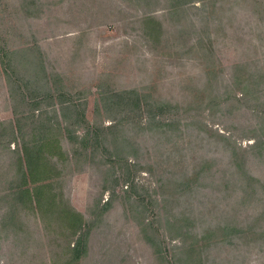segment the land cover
I'll return each mask as SVG.
<instances>
[{
    "label": "rangeland",
    "instance_id": "obj_1",
    "mask_svg": "<svg viewBox=\"0 0 264 264\" xmlns=\"http://www.w3.org/2000/svg\"><path fill=\"white\" fill-rule=\"evenodd\" d=\"M49 124L76 234L8 192ZM77 239L73 264H264V0H0V264Z\"/></svg>",
    "mask_w": 264,
    "mask_h": 264
},
{
    "label": "trees",
    "instance_id": "obj_2",
    "mask_svg": "<svg viewBox=\"0 0 264 264\" xmlns=\"http://www.w3.org/2000/svg\"><path fill=\"white\" fill-rule=\"evenodd\" d=\"M176 6L177 5L173 4L171 5V7H169V9H172ZM15 53L16 51L7 52L5 54V57L9 58L12 54ZM7 82L9 83V85H11V78L9 75H7ZM43 94L44 96H48L51 93H47V91H45ZM20 120L21 118L16 119V123L12 124V127L15 125V128H12V134L14 137L17 136L16 132L20 133L21 131ZM40 128L41 131L38 136L33 137V139L29 142L23 143L21 155H19L18 157V171L21 173V177L25 178V176H27L28 174L30 182L33 185L30 189H24L23 186H25V183H23L22 181L16 182L9 186L8 192H12L14 196H21L22 198L26 199V201L35 204L37 209L41 211L51 210L56 207L58 209L59 215L63 219L68 221L67 227L72 229L73 234H76L85 225L81 214L69 207H66L65 205L57 204L54 194H46L51 187L48 180H50L52 177L53 166L49 165L47 162L43 163L41 161V155L43 154V149H45V147H47V145L49 144L50 140L48 139L51 125H41ZM68 131L69 130L67 129L66 132ZM24 165L27 168V172H25L24 170ZM66 248L68 249V251H70L73 257L72 259L68 258L64 264H73V262L75 263V261L79 259L78 252L80 250V240L77 239L73 246L67 244Z\"/></svg>",
    "mask_w": 264,
    "mask_h": 264
}]
</instances>
